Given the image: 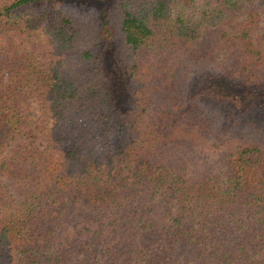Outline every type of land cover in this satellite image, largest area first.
<instances>
[{
	"label": "trees",
	"instance_id": "16d2710c",
	"mask_svg": "<svg viewBox=\"0 0 264 264\" xmlns=\"http://www.w3.org/2000/svg\"><path fill=\"white\" fill-rule=\"evenodd\" d=\"M14 244L264 264V0H0V264Z\"/></svg>",
	"mask_w": 264,
	"mask_h": 264
},
{
	"label": "rangeland",
	"instance_id": "374dc122",
	"mask_svg": "<svg viewBox=\"0 0 264 264\" xmlns=\"http://www.w3.org/2000/svg\"><path fill=\"white\" fill-rule=\"evenodd\" d=\"M31 106L33 108V114L35 119L37 120L39 115H40V111L38 110V106L36 104V102L34 100H30ZM39 141L42 142L43 144H46L49 142V140L47 138H45L42 134H39ZM171 211L173 214L177 213L178 211V204L171 206ZM62 236H66L68 233H65L63 235V232H61ZM11 256H12V262L18 264V260L20 257V253L18 251V246L16 244H14L12 250H11ZM113 258V257H112Z\"/></svg>",
	"mask_w": 264,
	"mask_h": 264
}]
</instances>
